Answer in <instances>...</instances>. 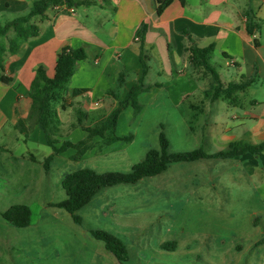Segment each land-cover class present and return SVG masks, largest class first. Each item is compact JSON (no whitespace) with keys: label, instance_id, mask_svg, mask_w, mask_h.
<instances>
[{"label":"crops","instance_id":"crops-1","mask_svg":"<svg viewBox=\"0 0 264 264\" xmlns=\"http://www.w3.org/2000/svg\"><path fill=\"white\" fill-rule=\"evenodd\" d=\"M35 1L0 0V15L24 13ZM62 1V5L49 9L43 18L35 19L41 30L36 38L23 42L15 55L5 56L4 76L10 82L0 80L1 178H10V160L20 150L22 136L25 142L36 144L35 151H39V145L50 147L36 120L31 129L26 128V122L32 120L29 92L40 68L49 77L55 75L59 54L66 48H82L87 55L76 66L66 98L75 89H88V93L71 99L70 104L83 103L90 112L101 111L103 116H108L142 77L141 55L147 58L149 66L146 77L149 90L139 97L142 111L135 115L129 106L119 117L115 130L117 137H129L130 141L107 145L102 136L90 139L91 148L79 160L89 165L88 169H95V163L117 164L123 152L132 147L140 148L135 151L140 163L150 151L160 150L161 133L169 141L170 153L203 150L213 155L235 143L264 145V0H174L161 14L158 0H78L88 4L74 2L72 6L67 0ZM249 18L254 26L253 34L248 32ZM144 25L147 31L141 38L139 31ZM212 45L214 52L209 64L219 73L224 86L252 81L230 100L223 97L214 102L210 100L206 93L211 90L213 80L191 60V47L203 49ZM213 58L218 59L219 66L212 65ZM109 93H114L119 100ZM106 106L112 107L107 113ZM233 110L239 112L238 116L222 117ZM148 112L155 117H146ZM102 118L89 117L86 126H94ZM86 136L81 128L75 127L68 132L66 140L78 144ZM31 151L27 146L24 152L27 155L23 153L22 158L35 164L53 154V150L43 151L39 161ZM66 155L65 152L55 157ZM72 159L67 156L66 160ZM120 163L124 165L123 161ZM134 165L130 163L128 168ZM118 169L121 168L114 170ZM42 170L44 179L51 168L46 170L43 164ZM149 179L153 180L147 187L149 199L162 197L165 202L173 203L171 207L176 212L179 208L169 195L190 194L201 209L228 212L232 233L224 242L230 243L232 249H264V150L227 159L171 164L164 173L130 186L138 187ZM129 193H134L131 204L135 208L141 192L137 193L133 187ZM98 194L84 208L92 206L96 211L95 215L90 214L100 230L117 237L129 232L140 234L144 230L146 224H141L134 215L128 221L126 214H122L124 210L107 199H96ZM153 214L159 215V211ZM82 221L84 224L86 220ZM10 230L4 227L0 231V264H60L56 257L66 253L70 260L66 264L111 263L105 244L102 242L104 249L93 241L87 245L84 240L88 237L77 231V227L71 229L73 236L70 237L63 236L59 228H45L38 232L41 236L22 240L12 237ZM48 230H52L54 237L47 238ZM92 230L87 228L83 232L92 236ZM47 241L50 242L46 246L52 252L46 256L28 253ZM79 241L85 249H90L84 250V256L83 248L76 246Z\"/></svg>","mask_w":264,"mask_h":264},{"label":"rangeland","instance_id":"rangeland-1","mask_svg":"<svg viewBox=\"0 0 264 264\" xmlns=\"http://www.w3.org/2000/svg\"><path fill=\"white\" fill-rule=\"evenodd\" d=\"M14 16L15 14L11 16L7 13L5 15H0V23L4 24L6 21L14 18ZM11 36L13 35L11 34ZM218 64V59L213 58L212 65L217 67L219 66ZM70 100V98H67V102L64 104L66 107L65 110L61 108L60 104L55 106L58 110V115L61 114V117H59V132H54L55 135L53 136V139L59 141V144H57L59 147L67 139L66 136L68 132H71L75 127L80 128V123L77 119L80 111L82 114L89 115V117L107 116H103V112L101 111L95 114L90 112L83 106V103L70 104ZM69 104L71 106H69ZM115 107L116 106H114V108ZM111 108V106H106L105 113L109 112ZM231 113H229L230 115H223L222 117H231L232 115L238 116L239 114L236 110L231 111ZM146 117L155 116H150L148 112ZM172 117L176 116L173 114ZM34 120L35 118L33 117L32 120L26 122L27 130L28 128H32ZM83 123L87 125L86 119ZM21 128L22 126L19 130H21ZM27 146L33 150L31 152L35 154L39 161H41L43 151L52 150L48 146L39 145V151H35L36 144L30 143L29 140L25 142L22 136L20 140V150L13 153L12 160H10V162H12L10 178L0 177V231H3L4 227L6 229H11L12 237L22 240V238H27L29 236L33 238L41 236L38 232L45 231V228H59L63 236L70 237L73 236L71 229L77 227L79 228L77 231L84 233L85 237H88L84 240L87 245H89L90 241H93L95 244L101 245L102 249H104V244L102 242L95 240L91 235L83 232L84 229L87 228L100 230L95 217L90 214H96L92 206H88L79 211L78 216L82 220H86L85 223L79 227L74 222L71 215L64 209L52 206L66 200V194L62 188L64 178L68 174L84 168H89L90 166L83 161H75L74 157L77 150L70 148L65 151L67 154L66 156L54 158L51 163V171L48 177L44 176V179H42L43 173L41 174V172H44V170H42L44 164L43 160L35 164L30 162V159L22 158ZM132 148L134 150L131 149L123 152L121 156L123 158L117 161V164L113 162H106L104 164L95 163V169L93 170L100 174L107 171L129 173L131 169L128 168V164H137L140 159L139 155L135 153V151L138 152L140 148ZM26 155L27 154H25V156ZM67 156H71L73 159L71 161L66 160ZM6 161L8 162V160ZM122 161L124 162V168H122L123 166L120 163ZM107 166L114 169L120 167L121 169L107 170ZM2 169L3 167L0 164V170ZM149 181L153 180H144L138 187L124 184L117 185L113 188L103 190L98 194V198H96L99 200H103V198L107 199L119 207V209L124 210L122 214H126L125 217L128 221L132 220L131 216L133 217L134 215L141 224H146L143 226L145 231H141L140 234L129 232L125 235H118V238L125 243L129 251V261L127 264H264V249L236 251L230 247V243L224 242V240L228 241V239L231 238L232 233V225H230L231 219L227 216V211L201 209L196 206L192 195L186 194L181 196L171 193L169 197L172 201L176 202L175 204H177V208H179V211L175 212L171 207L173 203L165 202L162 197L156 198V200V196L149 199L147 195L149 193L147 187L151 183ZM133 187L137 193L141 192L140 198L136 203L137 207L135 208H132L133 204H131L134 201L132 198L134 193H129ZM105 195L111 197H104ZM137 196H135V199ZM183 203H186L187 206L181 210ZM20 204H26L31 209V228L22 229L14 227L7 223L2 217L3 212L13 205ZM153 211H159V215H154ZM105 226L110 228L107 224H105ZM37 228H41V230ZM107 232L110 233L109 231ZM45 235L48 236L47 238L54 237L52 230H48ZM49 242L50 241H47L39 247L32 248L28 253L30 255L39 253L40 255L44 254V256H46V253L52 252L51 247L46 246ZM79 242L76 246H78V248H83L82 256H84V250L85 252H89L90 249H85L81 242ZM167 242L177 243V248L174 252L161 249V245ZM247 245V243L244 244V246ZM107 255H109V260L111 259V263L108 264H119L111 253L107 252ZM56 258L60 264H66V260H69L67 253L66 256L61 254Z\"/></svg>","mask_w":264,"mask_h":264},{"label":"trees","instance_id":"trees-1","mask_svg":"<svg viewBox=\"0 0 264 264\" xmlns=\"http://www.w3.org/2000/svg\"><path fill=\"white\" fill-rule=\"evenodd\" d=\"M173 1L174 0H158V13L161 14ZM183 1L184 0H181V2ZM63 2L62 0H37L27 12L15 14L14 18L11 20L6 21L4 24L0 23V80L3 83L10 82L8 77L4 76L5 56L7 54L15 55L18 53L23 42L36 38L41 30L35 19L38 17L43 18L49 9L62 5ZM66 2L69 6H72L74 2L78 4H88L87 2L78 0H67ZM249 20L248 32L249 34H253L254 26L252 25V19L249 18ZM146 31L147 27L144 25L139 31V36L143 38ZM11 34L13 36H11ZM190 52L192 63L195 66L202 67L205 73L213 80L211 90L206 93L212 102L221 97L230 100L236 92L245 90L252 83L251 80H248L247 82H241L239 84L230 83L224 86L221 82L219 73L209 64V59L214 52L213 45L203 49L191 47ZM141 56L143 64L142 77L132 87L127 97L123 101H118L111 113L102 118L98 124L94 126L87 127L83 123L85 119L87 124L89 123V115L82 114L80 111L77 119L80 123V128L87 134L86 139L78 144L65 140L60 147L57 146L59 141L53 139L55 135L54 132H59L60 124L58 110L55 106L60 104L63 110L66 109L64 104L67 102L68 84L75 73L77 64L80 61L86 60L87 55L82 48H66L59 54L55 75L53 77H49L44 68L38 70L29 92V98L32 101L30 114L32 118H35L36 124L45 133L48 145L53 150V154L44 161L46 170H49L55 156L62 154L70 148L77 150L74 159L80 160L85 152L91 148L89 140L95 136H102L105 138L107 145H111L117 141H130L129 137H117L115 135V130L119 117L129 106L134 109L135 115H138L143 109V105L139 102V97L149 90L146 86L149 66L144 54ZM88 92V89H75L71 91L70 99H76ZM109 95L115 96L116 100H119L114 93H109ZM263 150L264 145L253 146L235 143L228 150L213 155H209L203 150L170 153L169 141L165 134L161 133L160 150L150 151L142 162L132 167L129 173L107 172L100 174L87 168L68 174L62 182L66 200L52 206L64 209L71 215L76 224L82 225L83 221L78 216L79 211L87 206L103 189L121 184H137L145 178H152L164 173L171 164L175 163L196 162L212 158L227 159L246 152L257 153ZM2 217L7 223L18 228L28 227L32 222L31 209L29 206L22 204L13 205L2 213ZM91 234L93 238L105 244L106 249L115 256L120 264L128 263L129 251L127 246L117 236L102 230H92ZM176 248V242H167L161 245L162 250L169 252H174Z\"/></svg>","mask_w":264,"mask_h":264},{"label":"built area","instance_id":"built-area-1","mask_svg":"<svg viewBox=\"0 0 264 264\" xmlns=\"http://www.w3.org/2000/svg\"><path fill=\"white\" fill-rule=\"evenodd\" d=\"M137 40H139V39L137 38Z\"/></svg>","mask_w":264,"mask_h":264}]
</instances>
